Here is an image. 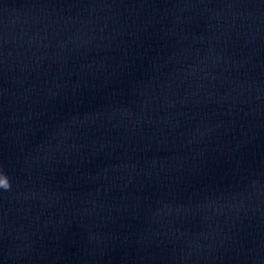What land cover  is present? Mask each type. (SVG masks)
<instances>
[{"label": "clouds", "instance_id": "clouds-1", "mask_svg": "<svg viewBox=\"0 0 264 264\" xmlns=\"http://www.w3.org/2000/svg\"><path fill=\"white\" fill-rule=\"evenodd\" d=\"M3 177V182H0V189L8 190L10 188V183L6 175L0 174Z\"/></svg>", "mask_w": 264, "mask_h": 264}]
</instances>
